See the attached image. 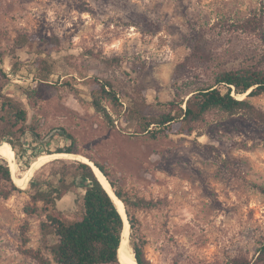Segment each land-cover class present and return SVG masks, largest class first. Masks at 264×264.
I'll return each mask as SVG.
<instances>
[{
    "label": "rangeland",
    "instance_id": "374dc122",
    "mask_svg": "<svg viewBox=\"0 0 264 264\" xmlns=\"http://www.w3.org/2000/svg\"><path fill=\"white\" fill-rule=\"evenodd\" d=\"M255 14L263 18L257 34L232 33L225 24ZM201 26L212 28L211 47L220 57L209 73L251 64L264 52V0H0V51L9 52L20 32L61 40L60 50L50 55L39 42L17 49L23 68L11 75L6 91L24 101L42 137L67 130L77 139V155L104 165L130 194L156 202L136 213L153 264L226 263L239 255L254 260L264 243V140L249 118L213 112L202 136L151 141L124 129L117 116L111 128L92 106L91 78L112 82L121 94L141 83L150 102H169L206 84L202 66L199 79H173ZM38 56L50 60L53 74L33 108L23 89L34 85ZM104 58L120 61L109 65ZM4 68L11 73L10 59ZM251 101L264 110V95ZM66 144L57 136L46 148L28 145L23 161L14 151L18 177L28 176L36 161L40 167L19 186L23 192L9 199L0 195V264H37L23 253L26 249L40 250L57 264L42 236L43 203L37 204V214L28 215L25 206L33 203L25 191L33 179L51 177L57 160L78 161L40 164L47 150ZM82 194L81 188L69 193L58 207L76 214Z\"/></svg>",
    "mask_w": 264,
    "mask_h": 264
},
{
    "label": "trees",
    "instance_id": "16d2710c",
    "mask_svg": "<svg viewBox=\"0 0 264 264\" xmlns=\"http://www.w3.org/2000/svg\"><path fill=\"white\" fill-rule=\"evenodd\" d=\"M225 24L232 33L257 34L263 26V18L255 14L236 22L227 20ZM218 25L217 23L216 26ZM211 31L212 28L204 26L199 28L191 52L177 65L173 74L176 81L199 79L201 74L198 73V68L206 67L204 73L209 76L206 84L198 86L185 96L176 95L169 102L158 99L150 102L148 90L141 83H134L128 92L121 94L117 92L112 82L91 78L92 106L111 128H116L117 116L121 119V124H125L124 129L132 130L135 137H144L151 141L174 135L202 136L204 133L201 128L213 112L228 117L242 115L249 118L259 128L264 140V110L251 101L252 98L264 95V52L251 64L235 68L218 67V70L209 73L211 70L209 67L220 58L211 47ZM33 42L43 43L48 55L59 51L61 47V40L57 36L44 38L40 34L20 32L9 52L0 51V144L5 142L10 145L9 147L16 151L19 161H23L28 145L35 149L34 144L42 143L46 148L58 136L68 144L56 149L55 152L47 150V156L44 158L59 153L77 155L79 154L77 139L72 133L58 128L54 133L42 137L38 123L29 121V112L24 101L14 96L12 92L6 91L13 80L10 78L11 75L17 77L23 68V63L16 55L17 49ZM7 59L11 61V73L4 68ZM103 61L109 65H116L120 59L104 58ZM34 67L36 70L34 85L32 88L23 89V94L33 108L38 104L41 86L48 83L53 74V64L49 59L38 56ZM242 96L247 97L243 99ZM108 106H111L113 113ZM28 137L32 138L31 144H28ZM94 163L123 203L120 202L130 224L128 238L136 262L153 264L146 256L147 241L140 233V221L136 213L156 207V202L125 191L104 165ZM37 164L36 161L34 166L28 169L29 175L22 179L29 178ZM57 164L51 177L33 179L25 191L33 203L25 206L28 215L37 214L39 212L37 204L43 203L45 221L42 223L41 231L54 261L57 264H126L122 249L125 220L103 185L102 176L94 172L90 165L80 161L57 160ZM26 165L30 167L29 163ZM232 171L236 174L235 170ZM95 173L98 178L100 176L99 179ZM79 188L83 190V194L80 196L82 205L77 213L60 210L58 202L69 193L77 192ZM18 192L23 190L16 184L9 163L0 157L1 197L9 199ZM49 238L53 239L54 243L50 244ZM23 253L37 264H51V260L40 250L26 249ZM214 264H264V243L254 260L239 255L226 263Z\"/></svg>",
    "mask_w": 264,
    "mask_h": 264
},
{
    "label": "bare ground",
    "instance_id": "6f19581e",
    "mask_svg": "<svg viewBox=\"0 0 264 264\" xmlns=\"http://www.w3.org/2000/svg\"><path fill=\"white\" fill-rule=\"evenodd\" d=\"M241 98H245V96H242ZM0 157L1 158H4L10 165V168L12 170V173L14 175V180L16 182V184L18 186H23V185H26L30 180H31V177L32 175L36 172V170L38 169V167H40L38 165V167H36L32 174L30 175L29 178L27 179H22L20 177L17 176V172H18V163L16 161V155H15V152L13 149H11L10 145H8L7 143L3 142L0 144ZM10 146V147H8ZM56 158H74L80 162H83V163H86V164H89L91 166H93L94 170L98 173V175L100 174V176H102V179L104 181V184L103 182H101L105 188L107 189L109 195L111 196V198L113 199V201L115 202V204L117 205L118 207V210L119 212L122 214L124 220H125V228H124V231H123V234H122V249H123V253H124V259H125V262L126 264H137L135 258H134V255H133V252H132V249H131V246L129 244V231H128V222H127V218H126V215H125V209L123 207V203L121 201H119L114 193H113V190L110 186V183L108 182V180L105 178V176L103 174H101L98 169L94 166V163L91 162V160L89 161L86 157H83V156H74V155H71V154H59V155H55V156H51V157H48L46 158L44 161H42L40 164H44L45 162H49L51 160H54ZM99 176V178H100ZM101 181V179H100ZM122 204H121V203Z\"/></svg>",
    "mask_w": 264,
    "mask_h": 264
},
{
    "label": "water",
    "instance_id": "95a60500",
    "mask_svg": "<svg viewBox=\"0 0 264 264\" xmlns=\"http://www.w3.org/2000/svg\"><path fill=\"white\" fill-rule=\"evenodd\" d=\"M247 97V96H246ZM245 97V98H246ZM244 98V99H245ZM59 154H65V153H59ZM71 155H73V154H71ZM74 156H80V155H74ZM84 157V156H83ZM88 159V158H87ZM89 161H90V159H88ZM92 162V161H91ZM94 163V162H93ZM89 165V164H88ZM91 166V165H90ZM94 166L98 169V171L101 173V174H103L102 172H101V170L95 165V163H94ZM92 168H93V166H91ZM93 170H94V168H93ZM94 172H95V170H94ZM96 174V173H95ZM104 175V174H103ZM96 176H97V174H96ZM105 176V175H104ZM97 178H98V176H97ZM99 179V178H98ZM100 181V180H99ZM19 187V186H18ZM112 188V187H111ZM114 193V192H113ZM114 195H115V197L119 200V201H121L117 196H116V194L114 193ZM125 215H126V218H127V214H126V211H125ZM127 222H128V219H127ZM128 224H129V222H128ZM129 227H130V224H129ZM138 264V263H137Z\"/></svg>",
    "mask_w": 264,
    "mask_h": 264
},
{
    "label": "built area",
    "instance_id": "2783aa9c",
    "mask_svg": "<svg viewBox=\"0 0 264 264\" xmlns=\"http://www.w3.org/2000/svg\"><path fill=\"white\" fill-rule=\"evenodd\" d=\"M123 104L126 106V104H125V103H123ZM115 123H116V124H118V121H116Z\"/></svg>",
    "mask_w": 264,
    "mask_h": 264
}]
</instances>
